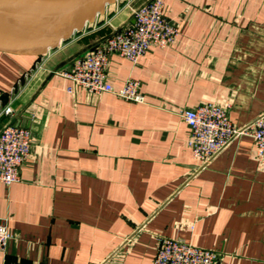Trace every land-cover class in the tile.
Returning a JSON list of instances; mask_svg holds the SVG:
<instances>
[{
	"label": "crops",
	"instance_id": "0c3cea01",
	"mask_svg": "<svg viewBox=\"0 0 264 264\" xmlns=\"http://www.w3.org/2000/svg\"><path fill=\"white\" fill-rule=\"evenodd\" d=\"M147 1L115 0L42 56L0 53V130L32 136L18 181L0 184L10 234L0 264H151L160 236L213 250L216 264H264V164L252 139L200 167L180 118L205 103H226L237 127L264 112V0H164L175 41L134 65L111 55L105 69L113 89L137 81L141 104L60 74Z\"/></svg>",
	"mask_w": 264,
	"mask_h": 264
},
{
	"label": "built area",
	"instance_id": "2783aa9c",
	"mask_svg": "<svg viewBox=\"0 0 264 264\" xmlns=\"http://www.w3.org/2000/svg\"><path fill=\"white\" fill-rule=\"evenodd\" d=\"M164 0H148L133 12V23L95 44L75 57L60 74L73 87L90 95L112 94L130 103L141 104L143 96L137 81L126 79L119 89H113L105 79L108 58L115 55L134 65L148 49H165L178 36V28L163 16ZM71 93V88L66 89ZM228 105L205 103L184 110L180 118L188 129L185 141L191 157L200 167L208 165L230 143L251 138L253 156L264 164V112L242 126H234L227 115ZM6 106L1 114H11ZM32 136L28 129L7 124L0 130V184L4 187L18 181V171L30 153ZM10 239L4 223H0V253ZM218 253L194 247L167 237H157L151 264H216Z\"/></svg>",
	"mask_w": 264,
	"mask_h": 264
},
{
	"label": "water",
	"instance_id": "95a60500",
	"mask_svg": "<svg viewBox=\"0 0 264 264\" xmlns=\"http://www.w3.org/2000/svg\"><path fill=\"white\" fill-rule=\"evenodd\" d=\"M114 0H0V53L37 57L102 15Z\"/></svg>",
	"mask_w": 264,
	"mask_h": 264
},
{
	"label": "rangeland",
	"instance_id": "374dc122",
	"mask_svg": "<svg viewBox=\"0 0 264 264\" xmlns=\"http://www.w3.org/2000/svg\"><path fill=\"white\" fill-rule=\"evenodd\" d=\"M135 1H136V0H132V3L135 2ZM113 3H115V0H114ZM113 3H112V4H113ZM112 4H110V5H112ZM130 4H131V3H130ZM108 6H109V5H108ZM139 7H140V6H139ZM137 8H138V7H137ZM137 8H136V9H137ZM136 9H134L133 12H134ZM133 12H132V17H133ZM109 35H110V34H109ZM109 35H108V36H109Z\"/></svg>",
	"mask_w": 264,
	"mask_h": 264
}]
</instances>
